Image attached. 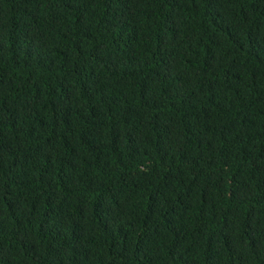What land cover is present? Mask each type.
Instances as JSON below:
<instances>
[{
  "label": "trees",
  "instance_id": "1",
  "mask_svg": "<svg viewBox=\"0 0 264 264\" xmlns=\"http://www.w3.org/2000/svg\"><path fill=\"white\" fill-rule=\"evenodd\" d=\"M0 264H264V0H0Z\"/></svg>",
  "mask_w": 264,
  "mask_h": 264
}]
</instances>
